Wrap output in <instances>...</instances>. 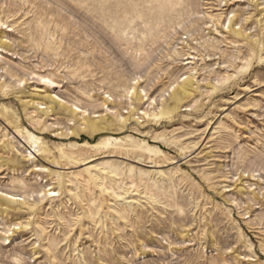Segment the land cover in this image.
Returning <instances> with one entry per match:
<instances>
[{"label": "rangeland", "instance_id": "1", "mask_svg": "<svg viewBox=\"0 0 264 264\" xmlns=\"http://www.w3.org/2000/svg\"><path fill=\"white\" fill-rule=\"evenodd\" d=\"M0 264H264V0H0Z\"/></svg>", "mask_w": 264, "mask_h": 264}, {"label": "bare ground", "instance_id": "2", "mask_svg": "<svg viewBox=\"0 0 264 264\" xmlns=\"http://www.w3.org/2000/svg\"><path fill=\"white\" fill-rule=\"evenodd\" d=\"M48 81L49 82H53V81H51L50 79H48ZM184 93V92H183ZM108 126H110L109 125V123L107 124V123H105V125L104 126H100V125H98V124H96V129L94 130V132L95 131H101V130H105V129H108ZM50 192H52L50 195L51 196H54V195H56V193L54 192V190H50ZM19 198H21V197H19ZM3 201V200H2Z\"/></svg>", "mask_w": 264, "mask_h": 264}]
</instances>
